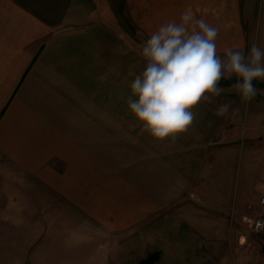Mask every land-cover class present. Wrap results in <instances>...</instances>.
<instances>
[{"label":"crops","instance_id":"obj_1","mask_svg":"<svg viewBox=\"0 0 264 264\" xmlns=\"http://www.w3.org/2000/svg\"><path fill=\"white\" fill-rule=\"evenodd\" d=\"M75 6L89 12L79 0H0V152L43 186L13 192L18 237L0 240V264H111L123 234L215 181L246 132L258 175L239 194L264 188V144H250L235 82L221 80L187 132L157 141L126 104L145 60L103 19L75 22Z\"/></svg>","mask_w":264,"mask_h":264},{"label":"rangeland","instance_id":"obj_2","mask_svg":"<svg viewBox=\"0 0 264 264\" xmlns=\"http://www.w3.org/2000/svg\"><path fill=\"white\" fill-rule=\"evenodd\" d=\"M79 1L89 10L90 20L100 18L115 28L138 60L144 59L142 48L150 34L167 21L179 22L185 11L219 28L216 44L220 54L228 47L245 53L253 44L264 48V0ZM87 13L75 6L74 21L84 23L89 19ZM254 85L258 94L245 103L243 121L246 126L254 125L250 144L256 149L264 144V91H260L264 82L254 81ZM248 142L246 132L239 155L217 173L215 181L198 183L196 194L191 186L178 204L169 206L168 213L155 214L147 229L128 237L123 234L119 255L111 264H132L157 250L161 257L155 264H264V233L251 227L259 210L258 193L263 189L254 188L247 198L239 194L250 193L258 175L257 166L249 161ZM28 187L43 186L0 152V240H17L18 214L13 203L17 197L12 194Z\"/></svg>","mask_w":264,"mask_h":264},{"label":"clouds","instance_id":"obj_3","mask_svg":"<svg viewBox=\"0 0 264 264\" xmlns=\"http://www.w3.org/2000/svg\"><path fill=\"white\" fill-rule=\"evenodd\" d=\"M218 33L219 28L185 11L179 22L167 21L150 34L142 48L145 68L129 73L134 78L126 100L142 133L162 141L187 132L194 109L223 93L221 80L235 78L231 87L242 102L258 94L254 81L264 82V48L253 44L245 53L228 47L220 54ZM230 107L221 104L216 115L224 116Z\"/></svg>","mask_w":264,"mask_h":264},{"label":"built area","instance_id":"obj_4","mask_svg":"<svg viewBox=\"0 0 264 264\" xmlns=\"http://www.w3.org/2000/svg\"><path fill=\"white\" fill-rule=\"evenodd\" d=\"M257 202L259 210L253 218L251 227L256 233H264V188L259 192Z\"/></svg>","mask_w":264,"mask_h":264},{"label":"trees","instance_id":"obj_5","mask_svg":"<svg viewBox=\"0 0 264 264\" xmlns=\"http://www.w3.org/2000/svg\"><path fill=\"white\" fill-rule=\"evenodd\" d=\"M229 82H236L235 79ZM161 257V252L159 250L150 252L146 257L140 259L139 261L132 264H155Z\"/></svg>","mask_w":264,"mask_h":264}]
</instances>
